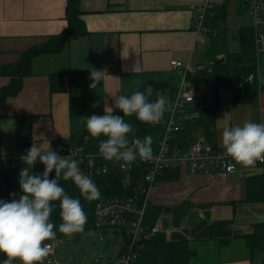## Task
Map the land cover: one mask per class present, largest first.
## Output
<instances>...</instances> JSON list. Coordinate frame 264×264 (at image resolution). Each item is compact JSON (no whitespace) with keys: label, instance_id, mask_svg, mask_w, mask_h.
Listing matches in <instances>:
<instances>
[{"label":"crops","instance_id":"crops-1","mask_svg":"<svg viewBox=\"0 0 264 264\" xmlns=\"http://www.w3.org/2000/svg\"><path fill=\"white\" fill-rule=\"evenodd\" d=\"M204 1L80 0L88 34L72 40L61 53L37 57L33 61L35 73L24 77L20 91L0 106V164L19 163V159H23L16 150V116H33L32 132L39 134L33 138V144L42 150H49L48 139H56L50 144L58 152L66 141L63 136L68 129L67 95L50 93V73L88 69L93 73L92 80L95 70L103 71L100 82L92 88V98L94 109L104 111L105 104L111 105L115 94L126 95L146 81L175 76L170 60L194 63L196 47L201 42L196 39L194 16ZM65 4L66 0H0V64L16 61L21 51L63 30L67 24ZM234 6L238 11L243 10L237 3ZM194 64L203 65V62ZM263 75L264 68L262 80ZM8 80L0 76V88ZM242 100L244 112H254L259 116V123H264V87ZM222 130L218 127L214 132L218 146H223ZM198 132L204 134V130L197 127L192 137ZM261 171H264V163L258 162L251 167L240 165L226 175L212 170L191 172L185 163L177 180L162 181L163 185L151 189L148 201L162 205L182 201L191 204L182 222L173 229L192 228L201 219L230 220L234 230L248 234L256 223L264 222V201H242L245 178ZM161 218L165 232L173 230L172 217L163 214ZM191 245L195 255L190 258V264H250L242 238L230 239L224 245L215 241H198Z\"/></svg>","mask_w":264,"mask_h":264},{"label":"trees","instance_id":"trees-1","mask_svg":"<svg viewBox=\"0 0 264 264\" xmlns=\"http://www.w3.org/2000/svg\"><path fill=\"white\" fill-rule=\"evenodd\" d=\"M229 1L215 2L209 8L202 23V34L206 40L205 56L207 64H203L202 70L195 74H189V81L192 84L207 83L215 87L226 86L232 91L233 103L244 97L253 96L263 89L264 81L261 79L264 68V54L258 57L255 51V37L253 25H244L239 28V44L237 51H228L226 48V6ZM80 0H66L64 18L66 27L59 33L49 35L44 41L32 45L21 51L14 62L0 64V76L9 78L8 83L0 88V106L8 97L14 96L22 87L23 78L35 73L33 61L39 56L61 53L68 44L77 38L88 34L82 12ZM222 59L221 62H216ZM209 63V64H208ZM178 76L169 77L162 80H149L139 87L130 90L126 95H130L135 90L144 91L147 87L152 88L156 94L150 98L155 100L157 94H166L168 99L167 110L172 103L173 96L177 89ZM91 73L88 69H70L66 72H53L49 74L50 93H65L67 95V113L69 123V133L66 138L72 149L81 148L77 159L81 170L89 175L97 184L101 192V199L88 202L79 193L73 182L64 180L62 177L58 181L69 195L79 197L82 207L87 213L88 221L84 230L74 234L69 240H78L91 229L97 228L95 218V207L100 201L118 197H132L138 204L143 203L146 185L142 178L145 171V164L136 160L125 170H121L119 165L112 160L99 158L95 160L96 165L107 166L105 173H95L97 166L91 167L87 154H95L99 151L100 139L93 138L86 128V120L89 115H103L104 111H96L93 107ZM194 109L198 112V117L194 121L185 123L184 128L177 133L176 151H183L192 142V131L201 127L207 135L205 142L215 144V133L211 127L215 123L216 111L218 110V97L214 96L213 103L207 104L203 98L196 97ZM114 114L123 115L119 109L114 110ZM167 116V111L162 119L155 125L146 124L133 116H125L124 119L133 125L134 132L130 134V139L150 135L153 139V152H155L158 141L163 133V121ZM32 115H19L14 117V134L16 140V150L19 156L26 154L32 146ZM1 121V117H0ZM0 124V142L2 128ZM1 154V144H0ZM23 159L19 163L0 164V199L9 200L10 194H21L19 180L20 172L25 167ZM43 164L36 162L31 169L33 174L43 172ZM52 178L55 173H50ZM180 177L179 167L165 168L156 176L158 181H175ZM245 196L242 201L263 202L264 201V171L249 175L245 178ZM246 198V199H245ZM51 214L56 227V239L46 241L53 243L59 239H67L58 231L60 224L59 202ZM191 206L188 201H182L176 205H162L148 202L145 206L143 216L144 229L150 230L163 214H169L172 218V225L177 227L187 215ZM108 226V225H102ZM123 235V244L117 255L125 250L130 242L126 227L120 228ZM242 238L249 256L250 264H264V222L256 223L251 233H238L231 226L230 220L208 221L201 219L192 228H176L168 233L161 231L149 239L142 238L136 246L138 264H190L195 253L192 243L198 241H215L224 245L230 239ZM116 257V258H117ZM115 258V259H116ZM3 259V254H0ZM114 260V259H113ZM112 261V260H110ZM108 261V263L110 262ZM107 263V264H108ZM18 264V263H16ZM44 264V262H43ZM93 264H99L94 262Z\"/></svg>","mask_w":264,"mask_h":264},{"label":"clouds","instance_id":"clouds-1","mask_svg":"<svg viewBox=\"0 0 264 264\" xmlns=\"http://www.w3.org/2000/svg\"><path fill=\"white\" fill-rule=\"evenodd\" d=\"M103 71L95 70V79L90 85L96 87ZM93 76V73H91ZM152 88L135 90L130 95L115 94L111 105L105 104L104 114L89 115L86 128L93 138L100 139L99 152L105 160L123 161L129 166L137 159L153 160V139L146 135L143 139H130L133 125L125 116H135L137 120L155 125L167 111L166 94H157L151 100ZM119 109L123 115L114 114ZM48 141V140H47ZM49 150H42L34 144L23 155L25 167L20 172L21 194H10V199H0V264H43L51 250L45 243L56 239V225L51 214L59 202L60 224L58 231L71 239L80 233L88 221L79 197L68 194L58 182L62 177L71 180L80 195L88 202L101 199V192L93 179L85 174L74 154L66 155L54 151L48 141ZM222 145L225 151L243 166H255L264 162V123L245 122L243 125L226 126L222 130ZM37 160L43 164V172L33 174L31 169ZM55 175L50 178V173Z\"/></svg>","mask_w":264,"mask_h":264},{"label":"built area","instance_id":"built-area-1","mask_svg":"<svg viewBox=\"0 0 264 264\" xmlns=\"http://www.w3.org/2000/svg\"><path fill=\"white\" fill-rule=\"evenodd\" d=\"M218 1H233L239 4L244 11L253 18V28L255 37L256 55L264 54V0H205L201 4L194 16V31L197 40H203L202 23L206 13L213 3ZM169 66L178 76L177 89L173 96L172 103L167 110V116L163 121V133L158 141L154 153V159L151 161H142L145 164L143 182L146 190L143 203H137L132 197L118 196L112 197L96 204L95 218L96 223L120 228L126 227L130 237V242L126 245L125 250L119 258L110 261L108 264H138L136 246L142 238L149 239L151 236L167 231L162 224V218L151 227L150 230L144 229L143 216L145 206L149 202L148 197L151 189L156 185V176L165 168L179 167L183 169L185 163L188 164L191 172L200 170H212L222 175L234 172L241 164L234 160L224 149L223 146L212 145L205 141L192 142L183 151H176V137L185 123L194 121L198 117V112L194 109V101L198 95L194 90V84L189 81V74H195L202 70L204 65L187 62H180L173 59L169 61ZM81 148L72 149L67 141L63 142L59 154L66 155L72 152L75 159H81L79 151ZM86 158L91 167L97 166L95 173H105L107 166L96 165L95 160L103 158L100 152L87 154ZM139 160V159H137ZM121 170L129 167L123 161H116ZM141 161V160H139ZM263 164L264 162H258ZM109 220V221H108ZM108 221V222H107ZM175 227H172V229ZM50 244V252L45 264H63L55 259L53 243Z\"/></svg>","mask_w":264,"mask_h":264},{"label":"rangeland","instance_id":"rangeland-1","mask_svg":"<svg viewBox=\"0 0 264 264\" xmlns=\"http://www.w3.org/2000/svg\"><path fill=\"white\" fill-rule=\"evenodd\" d=\"M233 1L227 3V19H226V48L228 51H237L240 47L239 44V28L244 25H253V18L250 14L246 12L238 11L234 6ZM206 40L198 43L196 47V52L194 55L195 62H203L207 64V58L205 56L206 50ZM209 64V63H208ZM264 80V75H263ZM194 90L196 95L203 98L207 103H213L214 96L217 94L218 97V110L216 111L215 123L211 127V131L216 132L218 127L226 126H237L243 125L245 122H256L259 123L258 117L254 112H244L243 98L237 100L236 103H233L232 91L226 86L210 85L207 83L203 84H194ZM156 94L155 91L152 92V95ZM60 119L57 120V124L60 125ZM62 125H64L62 123ZM67 131L65 132L64 138H67L69 133V125L67 123ZM64 131V126L62 133ZM38 132L33 131L32 137H38ZM202 139L206 141L207 135L203 132H198V134L193 135V142L197 139ZM49 142H53L54 139ZM56 140V139H55ZM54 140V141H55ZM56 142V141H55ZM61 143V141H60ZM61 147V146H60ZM57 150V149H56ZM37 162H39L37 160ZM157 188L160 185H163L162 181L156 183ZM169 222L166 221V224ZM103 224H97V228L91 229L85 235H83L78 240H69V239H59L53 242L55 259L63 264H93L98 262L99 264H107L108 261L113 260L117 257L122 244H123V235L117 227L113 226H102ZM49 257H46L45 262ZM19 261H14V264Z\"/></svg>","mask_w":264,"mask_h":264},{"label":"water","instance_id":"water-1","mask_svg":"<svg viewBox=\"0 0 264 264\" xmlns=\"http://www.w3.org/2000/svg\"><path fill=\"white\" fill-rule=\"evenodd\" d=\"M221 61H222V59H220L219 61H216V62L218 63V62H221ZM108 221H109V220H108ZM108 221H107V222H108Z\"/></svg>","mask_w":264,"mask_h":264},{"label":"bare ground","instance_id":"bare-ground-1","mask_svg":"<svg viewBox=\"0 0 264 264\" xmlns=\"http://www.w3.org/2000/svg\"><path fill=\"white\" fill-rule=\"evenodd\" d=\"M246 181V180H245ZM246 199V198H245Z\"/></svg>","mask_w":264,"mask_h":264}]
</instances>
